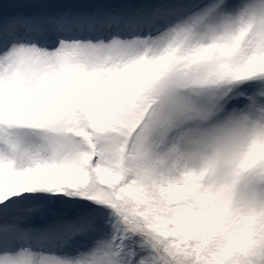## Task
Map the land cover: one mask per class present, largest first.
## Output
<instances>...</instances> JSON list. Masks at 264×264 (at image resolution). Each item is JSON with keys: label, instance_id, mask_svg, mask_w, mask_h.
Listing matches in <instances>:
<instances>
[{"label": "snow or ice", "instance_id": "6c2138e0", "mask_svg": "<svg viewBox=\"0 0 264 264\" xmlns=\"http://www.w3.org/2000/svg\"><path fill=\"white\" fill-rule=\"evenodd\" d=\"M0 264H264V0H0Z\"/></svg>", "mask_w": 264, "mask_h": 264}]
</instances>
